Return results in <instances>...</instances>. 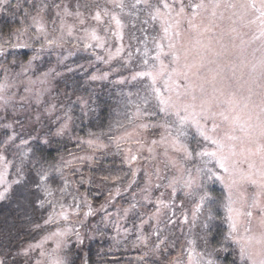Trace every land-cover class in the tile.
Here are the masks:
<instances>
[{"label":"rangeland","instance_id":"374dc122","mask_svg":"<svg viewBox=\"0 0 264 264\" xmlns=\"http://www.w3.org/2000/svg\"><path fill=\"white\" fill-rule=\"evenodd\" d=\"M25 1L34 8L32 2ZM101 3V8L90 11L74 10L71 6L60 11L62 19L52 41H56V36L59 41L65 37L88 38L95 50H102L106 64L127 59L129 67L126 69L133 74V78L128 79L130 85L137 82L136 85L148 87L149 94L127 100L128 112L137 111L140 119L111 131L117 135L116 141L130 142L121 146V151L134 165L133 173L144 177L145 185L158 187V197H154L153 202L142 201L139 208L152 210L153 220L160 222L159 229L178 222L188 224L194 216L199 217L210 209L204 206L207 191L202 184L204 176H212L213 164L227 190L228 236L239 249V262L260 264L264 260V244L260 243L264 241V20L259 18L260 0H255V7L251 6L253 0H149L147 6L137 4L136 0H102ZM97 13L99 20L95 19ZM128 15L144 17L142 26L138 27L144 34L143 43L133 51L129 47ZM144 20L149 21L148 28ZM36 21L37 28L46 33L42 26L46 20L38 18ZM131 22L136 25L135 21ZM133 52L134 60H131ZM4 80L2 82H9ZM27 81H24L28 83L27 88L21 94L14 93L16 88L0 84L1 90L6 88L0 91V127L2 113L13 98L20 95L27 110L31 103H38L32 92L38 81ZM119 81L127 82L122 78ZM7 90L12 94L6 95ZM155 107L168 119L165 124L155 121ZM183 117L187 120H182ZM198 135L204 143L196 152L200 165L196 168L188 163L191 155L188 142ZM16 136L14 132L6 138L5 145L11 144ZM133 149H141V153L147 152L149 157H137L139 152ZM5 159L0 155V193H3L0 202L8 196V208L23 212L31 203L37 184L29 174L16 176L15 171L11 174L12 166ZM189 180L192 181L190 187L187 186ZM161 188L183 191L185 200L177 202L180 207L169 210V204L160 197ZM154 189H149L146 195L140 193L139 198L152 196ZM133 206L137 210L134 201L128 209ZM162 212H165L164 217L159 218ZM131 214L127 210L124 219H120L125 222ZM70 223L81 228L88 222L76 217L64 226L67 229L56 228L28 246L35 264H65L63 240L73 233ZM85 227L79 229L80 232L86 230ZM146 237L143 234L138 244H147ZM184 241L186 252L172 264H208V261L216 264L212 253H204L194 240L184 238ZM133 260L139 264L143 258L134 256Z\"/></svg>","mask_w":264,"mask_h":264},{"label":"trees","instance_id":"16d2710c","mask_svg":"<svg viewBox=\"0 0 264 264\" xmlns=\"http://www.w3.org/2000/svg\"><path fill=\"white\" fill-rule=\"evenodd\" d=\"M28 2L34 8L25 0H0V60H5L0 63V84L16 88L14 93L21 94L28 84L24 81L37 80L32 92L38 103H31L27 110L19 95L2 113L0 155L12 166L11 174H29L40 186L23 212L8 208V196L0 202V262L35 264L33 252H28L27 247L79 217L88 222L81 227L86 226V230L80 232L81 228L70 223L73 233L63 240L65 264H136L134 256L143 258L139 264H172L186 252L184 238L194 240L204 253H212L216 264H240L239 249L228 236L227 190L215 165L212 164V176H204L202 184L207 191L204 206L210 209L194 216L188 224L178 222L159 229L160 222L153 220L152 210L139 208L142 201L158 197V187L145 185L144 177L133 173L134 165L121 151V146L130 142L116 141L117 135L111 131L140 119L137 111L128 112L127 100L149 94L148 87L137 82L130 85L128 79L133 74L126 69L127 59L115 64L108 61L107 65L102 50H95L88 38L65 37L59 41L56 36L52 41L62 19L60 11L67 6L95 10L101 8L102 0ZM115 9L120 12L118 7ZM38 18L46 20L45 25L42 22L46 33L37 28ZM126 18L131 25L128 34L133 51L143 43L144 34L138 27L144 17ZM148 22L144 24L146 28ZM133 56L134 52L131 60ZM121 78L127 82L119 81ZM5 93L12 94L10 90ZM156 109L155 121L165 124L168 119ZM14 132L17 136L6 146V138ZM203 143L199 135L188 142L191 167L200 166L196 152ZM140 150L137 157H149L146 150ZM42 175L47 179L40 183ZM152 188V196L139 198L140 193L149 194ZM161 189L160 197L169 204V210L185 200L180 189ZM133 201L137 210L134 206L128 209ZM127 210L132 214L124 222ZM121 222L125 225L121 226ZM143 234L147 244L142 246L138 243Z\"/></svg>","mask_w":264,"mask_h":264},{"label":"snow or ice","instance_id":"6c2138e0","mask_svg":"<svg viewBox=\"0 0 264 264\" xmlns=\"http://www.w3.org/2000/svg\"><path fill=\"white\" fill-rule=\"evenodd\" d=\"M136 3L137 4L143 3V4H145L147 6L149 4V0H136ZM251 6L252 7H255V0H253V3H252ZM164 7L167 8L168 5L167 4H164ZM259 10H260V17L259 18L262 19V20H264V0H260V8H259ZM156 11H157V15H159V9H157ZM153 18H155V17H153ZM95 19H97V20L100 19V14L99 13L96 14ZM113 19H115V17H113ZM116 22H117V25L120 24V21L119 20H117ZM177 115H179V113H177ZM182 120L186 121L187 120V117H183ZM193 122H196V121H193ZM196 123L198 124V122H196ZM201 134L203 135V133H201ZM205 139H209V137L205 136ZM213 143H216V141H213ZM204 154L205 155H209V153H204ZM210 155H215V153H211ZM133 159H135V157H133ZM46 179H47V176L46 175H42L40 177V183H42ZM191 184H192V181L189 180L187 186L190 187ZM39 186H40V184H38V187ZM2 198H3V193H0V199H2ZM248 215H251V213H248ZM232 228H233V230L235 229V223H233ZM260 243L264 244V241H260ZM241 251H242V254H243V251L244 250L242 249ZM0 264H2V262H0ZM58 264H59V262H58ZM208 264H212V262L211 261H208ZM253 264H255V262H253ZM260 264H264V260H261L260 261Z\"/></svg>","mask_w":264,"mask_h":264}]
</instances>
